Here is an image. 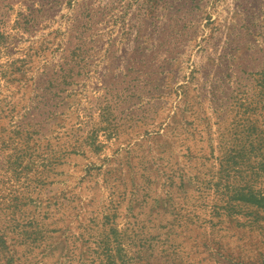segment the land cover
<instances>
[{
  "label": "rangeland",
  "instance_id": "1",
  "mask_svg": "<svg viewBox=\"0 0 264 264\" xmlns=\"http://www.w3.org/2000/svg\"><path fill=\"white\" fill-rule=\"evenodd\" d=\"M264 0H0V264H264Z\"/></svg>",
  "mask_w": 264,
  "mask_h": 264
},
{
  "label": "trees",
  "instance_id": "2",
  "mask_svg": "<svg viewBox=\"0 0 264 264\" xmlns=\"http://www.w3.org/2000/svg\"><path fill=\"white\" fill-rule=\"evenodd\" d=\"M240 199L245 201V202H249V203H253L261 208H264V193L260 192V193H254L253 191H248L247 193H243L242 195H240Z\"/></svg>",
  "mask_w": 264,
  "mask_h": 264
}]
</instances>
